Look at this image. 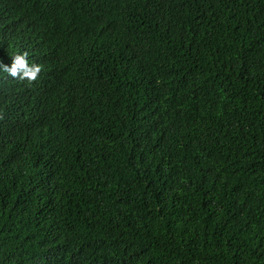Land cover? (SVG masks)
<instances>
[{"label":"trees","instance_id":"obj_1","mask_svg":"<svg viewBox=\"0 0 264 264\" xmlns=\"http://www.w3.org/2000/svg\"><path fill=\"white\" fill-rule=\"evenodd\" d=\"M18 52L0 264H264V0H0Z\"/></svg>","mask_w":264,"mask_h":264},{"label":"clouds","instance_id":"obj_2","mask_svg":"<svg viewBox=\"0 0 264 264\" xmlns=\"http://www.w3.org/2000/svg\"><path fill=\"white\" fill-rule=\"evenodd\" d=\"M114 42L107 40L104 45L96 50V56L100 58L109 54L110 50L114 49ZM95 56V57H96ZM5 66L6 69L0 70V86L7 85L15 87L17 95L23 92L24 83H29L32 79H35L40 72L42 63L33 57L29 58L23 55L22 52H18L16 57L13 58V62L0 61V67Z\"/></svg>","mask_w":264,"mask_h":264}]
</instances>
